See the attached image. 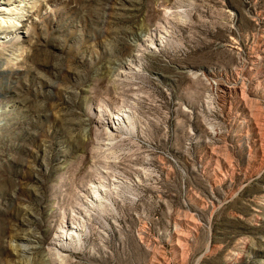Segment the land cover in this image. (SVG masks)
Returning a JSON list of instances; mask_svg holds the SVG:
<instances>
[{
  "label": "rangeland",
  "instance_id": "1",
  "mask_svg": "<svg viewBox=\"0 0 264 264\" xmlns=\"http://www.w3.org/2000/svg\"><path fill=\"white\" fill-rule=\"evenodd\" d=\"M0 264H264V0H0Z\"/></svg>",
  "mask_w": 264,
  "mask_h": 264
},
{
  "label": "bare ground",
  "instance_id": "2",
  "mask_svg": "<svg viewBox=\"0 0 264 264\" xmlns=\"http://www.w3.org/2000/svg\"><path fill=\"white\" fill-rule=\"evenodd\" d=\"M12 23H13V22H12ZM165 23L168 24L169 21L166 20ZM14 26H16V24H14ZM17 26H18V25H17ZM9 40H13V38H12V39H9ZM9 40H8V42H9ZM112 110L115 111L117 114H119V112L122 111L120 108H112ZM108 126H109V128H111V129L114 128L112 125H109V124H108ZM114 129H116V128H114ZM110 138H111V137H110ZM111 139H113V137H112ZM107 196L109 197L110 195L107 194ZM15 246H16V247H15V248H16V251H17L18 253H23V254H25V253L28 252V251L33 252V248L27 247V245H18V244H17V245H15Z\"/></svg>",
  "mask_w": 264,
  "mask_h": 264
}]
</instances>
